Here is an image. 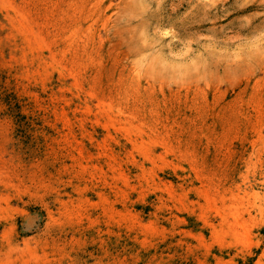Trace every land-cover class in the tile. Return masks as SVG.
I'll list each match as a JSON object with an SVG mask.
<instances>
[{
	"label": "rangeland",
	"instance_id": "1",
	"mask_svg": "<svg viewBox=\"0 0 264 264\" xmlns=\"http://www.w3.org/2000/svg\"><path fill=\"white\" fill-rule=\"evenodd\" d=\"M0 264H264V0H0Z\"/></svg>",
	"mask_w": 264,
	"mask_h": 264
}]
</instances>
